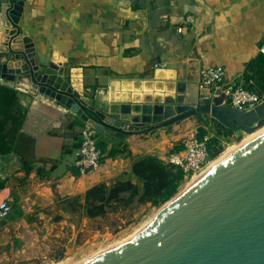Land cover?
<instances>
[{
	"label": "crops",
	"instance_id": "obj_1",
	"mask_svg": "<svg viewBox=\"0 0 264 264\" xmlns=\"http://www.w3.org/2000/svg\"><path fill=\"white\" fill-rule=\"evenodd\" d=\"M0 2L11 4L10 21L32 40L40 72L50 65V75L56 76L65 75L67 66L77 68L82 82L70 85L83 89L79 105L68 108L0 78V87L15 90L24 108L15 139L0 146V203L12 206L1 220L0 261L23 252L13 246H22L26 235L44 240L70 230L69 219L80 218V213L72 214L66 200L79 197L82 203L85 192L98 183L109 185L122 177L136 182L130 175L134 160L148 155L162 160L186 129L206 128L195 116L146 134L99 128L98 141L108 142L104 154L112 147L120 151L104 157L100 174L79 176L75 161L80 133L93 121L84 108L104 122L134 131L136 126L120 123L109 109L174 103L179 97L211 103L209 91L199 87L201 70L222 66L226 81L242 85L245 65L264 42V0ZM188 16L192 23H183ZM37 77L40 82L50 78L44 73ZM20 83L29 88L26 81ZM205 121L210 125L211 119Z\"/></svg>",
	"mask_w": 264,
	"mask_h": 264
},
{
	"label": "water",
	"instance_id": "obj_2",
	"mask_svg": "<svg viewBox=\"0 0 264 264\" xmlns=\"http://www.w3.org/2000/svg\"><path fill=\"white\" fill-rule=\"evenodd\" d=\"M10 8V3L0 2V78L17 82L16 89L28 94L55 98L68 108L79 105L83 89L70 85L82 82L81 75L76 78L77 68L67 66L65 75L51 76L50 65L41 73L34 44L13 26ZM43 73L50 78L40 82L37 76ZM23 81L29 88L21 85ZM109 112L120 123L138 129L128 131L100 119L90 121L91 125L118 134H146L208 115L227 129L250 133L264 120V101L243 112L228 104L179 97L174 103L125 104ZM83 264H264V135L211 169L128 240Z\"/></svg>",
	"mask_w": 264,
	"mask_h": 264
},
{
	"label": "trees",
	"instance_id": "obj_3",
	"mask_svg": "<svg viewBox=\"0 0 264 264\" xmlns=\"http://www.w3.org/2000/svg\"><path fill=\"white\" fill-rule=\"evenodd\" d=\"M244 90L264 95V55L258 53L246 65L242 75ZM17 92L12 88L0 87V146L5 142H12L18 133L23 118L24 108L20 105ZM85 114L94 121L99 118L91 109L84 108ZM208 115H197L196 118ZM211 123L216 128V134L227 136L232 130L225 128L214 119ZM166 127L165 129H169ZM198 137L202 138L209 133L206 128L200 126L197 130ZM120 136V135H119ZM107 141H98L97 145L104 154ZM182 148L176 145L171 151L177 152ZM207 150L210 160L220 151V140L218 136H211L207 141ZM119 148L112 147L103 157H113L119 152ZM131 176L136 178L132 182L130 177L117 179L109 185L104 182L94 185L88 189L82 203L80 198H71L64 202L65 207L73 214L80 213L89 220L101 218L113 211H125L135 206L149 204L160 206L169 201L178 192L180 183L184 180L182 171L170 164L164 163L155 156H145L134 160L131 164Z\"/></svg>",
	"mask_w": 264,
	"mask_h": 264
},
{
	"label": "rangeland",
	"instance_id": "obj_4",
	"mask_svg": "<svg viewBox=\"0 0 264 264\" xmlns=\"http://www.w3.org/2000/svg\"><path fill=\"white\" fill-rule=\"evenodd\" d=\"M205 119L207 118L200 117V124L206 125L211 136H218L220 140V151L210 161L216 159L230 146L243 142L246 135L249 134L245 131H232L230 135L219 136L216 134L217 131L213 123L210 122L208 125ZM263 124L264 120L260 124H255L251 132H257ZM181 138L175 141V146L181 145ZM189 181L190 179H184L180 183L175 196L185 188ZM169 201L160 206L152 207L149 204H144L128 208L125 211H113L94 220H82L78 215L72 216L69 219L70 230L44 240L33 235L32 237L26 235L22 246L17 243L13 246L20 247L23 252L1 259L0 264H83L142 230L145 225L154 220L158 211ZM4 223L5 221L0 222V230L4 227Z\"/></svg>",
	"mask_w": 264,
	"mask_h": 264
},
{
	"label": "built area",
	"instance_id": "obj_5",
	"mask_svg": "<svg viewBox=\"0 0 264 264\" xmlns=\"http://www.w3.org/2000/svg\"><path fill=\"white\" fill-rule=\"evenodd\" d=\"M192 17L185 18L183 23H192ZM179 32L182 28H178ZM258 53L264 55V42L260 44ZM236 82L225 80V69L222 66H208L201 70L199 87L210 93L212 103L228 104L232 108L247 112L254 110L264 101V95L250 92L236 86ZM198 128H188L181 138L182 148L177 151H168L162 161L179 168L184 174V179H192L201 174L210 162L207 141L210 133L202 138L198 137ZM97 130L91 123L85 125L80 133L78 158L75 161L79 176L100 174L104 165V154L97 145ZM12 206L7 201L0 203V221L10 215Z\"/></svg>",
	"mask_w": 264,
	"mask_h": 264
},
{
	"label": "bare ground",
	"instance_id": "obj_6",
	"mask_svg": "<svg viewBox=\"0 0 264 264\" xmlns=\"http://www.w3.org/2000/svg\"><path fill=\"white\" fill-rule=\"evenodd\" d=\"M262 135H264V124L262 126H260V129L257 132H250L248 135H246V139L243 142H241V143H239L237 145L230 146L220 156H218L216 159L210 161L208 163L205 171H203L201 174L195 176V178L190 179L189 183L185 186V188L182 191H180V193H178L177 196H175L173 199H171L165 206H163V208H161L160 211H158V213L156 214V216L154 217V219H156L164 210H166L172 203H174L180 196H182L191 186H193L199 179H201L211 169H213L215 166H217L218 164H220L221 162H223L224 160H226L228 157H230L231 155H233L235 152H237L241 148L243 149L244 146H246L249 143L253 142L254 140L258 139ZM148 224H150V223H148ZM147 225H145V227ZM128 239H126V240H128ZM126 240H123V242L126 241ZM120 243H122V242H120ZM120 243H118V244H120ZM118 244H116V246Z\"/></svg>",
	"mask_w": 264,
	"mask_h": 264
}]
</instances>
